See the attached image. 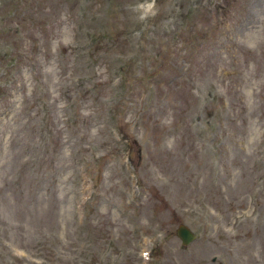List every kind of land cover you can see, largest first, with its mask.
Masks as SVG:
<instances>
[{
	"label": "rangeland",
	"instance_id": "374dc122",
	"mask_svg": "<svg viewBox=\"0 0 264 264\" xmlns=\"http://www.w3.org/2000/svg\"><path fill=\"white\" fill-rule=\"evenodd\" d=\"M0 264H264V0H0Z\"/></svg>",
	"mask_w": 264,
	"mask_h": 264
},
{
	"label": "water",
	"instance_id": "95a60500",
	"mask_svg": "<svg viewBox=\"0 0 264 264\" xmlns=\"http://www.w3.org/2000/svg\"><path fill=\"white\" fill-rule=\"evenodd\" d=\"M177 235L181 238L183 244H187L194 238L192 234L189 232V230H187L183 226H180L178 228Z\"/></svg>",
	"mask_w": 264,
	"mask_h": 264
}]
</instances>
